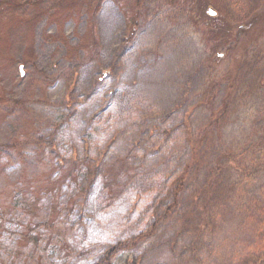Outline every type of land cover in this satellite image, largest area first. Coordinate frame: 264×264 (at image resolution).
I'll return each mask as SVG.
<instances>
[{
  "label": "rangeland",
  "instance_id": "rangeland-1",
  "mask_svg": "<svg viewBox=\"0 0 264 264\" xmlns=\"http://www.w3.org/2000/svg\"><path fill=\"white\" fill-rule=\"evenodd\" d=\"M85 3L0 0V264H264V0Z\"/></svg>",
  "mask_w": 264,
  "mask_h": 264
},
{
  "label": "trees",
  "instance_id": "trees-1",
  "mask_svg": "<svg viewBox=\"0 0 264 264\" xmlns=\"http://www.w3.org/2000/svg\"><path fill=\"white\" fill-rule=\"evenodd\" d=\"M65 3H74L75 1H77V0H68V1H66V0H63ZM79 1V0H78ZM80 1H82L83 3H85V5L86 6H90L89 4H90V2H95V0H80ZM94 5H95V3H93ZM7 5V7L9 8L10 7V5H9V3H5L4 4V6H6ZM91 58V57H90ZM182 180V178H180V181ZM179 182V181H178ZM177 182V184H175V186H174V188L175 189H173L174 191V193H173V197H174V201H173V203L171 204V205H169L168 207H167V210L166 211H169L170 210V208L172 207V206H174L175 205V203H176V197H177V194H178V192H180L181 191V189H182V181L180 182V183H178ZM139 238V237H138ZM127 247V246H126ZM122 248H124V245L123 244H121L120 243V245H117V246H115V247H113L112 249H110V250H108V251H106L105 252V254H104V257L102 258V259H100L99 261H98V263L97 264H112V260H113V257H115V255L116 254H118L119 252H120V250L122 249ZM125 249V248H124Z\"/></svg>",
  "mask_w": 264,
  "mask_h": 264
}]
</instances>
